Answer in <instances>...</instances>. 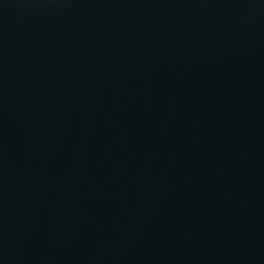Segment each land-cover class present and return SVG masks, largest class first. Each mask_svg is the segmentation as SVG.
<instances>
[{
    "label": "water",
    "instance_id": "water-1",
    "mask_svg": "<svg viewBox=\"0 0 264 264\" xmlns=\"http://www.w3.org/2000/svg\"><path fill=\"white\" fill-rule=\"evenodd\" d=\"M0 264H264V0H0Z\"/></svg>",
    "mask_w": 264,
    "mask_h": 264
}]
</instances>
